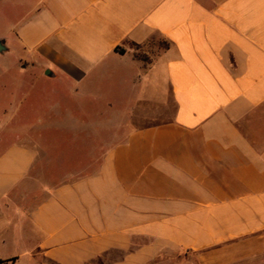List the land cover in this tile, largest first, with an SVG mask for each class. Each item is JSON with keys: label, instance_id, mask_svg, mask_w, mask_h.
I'll list each match as a JSON object with an SVG mask.
<instances>
[{"label": "crops", "instance_id": "1", "mask_svg": "<svg viewBox=\"0 0 264 264\" xmlns=\"http://www.w3.org/2000/svg\"><path fill=\"white\" fill-rule=\"evenodd\" d=\"M0 24L1 263L264 264V0H0ZM46 120L92 130L82 174L44 173Z\"/></svg>", "mask_w": 264, "mask_h": 264}, {"label": "rangeland", "instance_id": "2", "mask_svg": "<svg viewBox=\"0 0 264 264\" xmlns=\"http://www.w3.org/2000/svg\"><path fill=\"white\" fill-rule=\"evenodd\" d=\"M17 12V11H16ZM17 14V13H16ZM2 31V26L0 24V32ZM140 49V47H136V49ZM141 53L139 50L138 57H141ZM15 64H18L17 59L15 56L7 55L3 58L0 57V69H6V70H12L15 66ZM13 72V71H11ZM7 81V77H4ZM13 76H9V83L12 84ZM2 82H4L3 79H1ZM7 81V82H8ZM41 88V87H40ZM38 92L37 88L32 92ZM59 99L60 107L58 108L57 114L59 116L65 117V101L64 99L57 98V101ZM93 125V124H92ZM29 126L32 128L30 134L32 136H36L38 139H36L38 145L41 147L42 152L44 155L42 156V168L45 171L44 173L50 178H72V175L75 176V174H82V172L73 171L71 168L75 167L78 168L82 166V152L87 149V147L84 145L82 146V141H79L74 143V145L67 143V136H81L82 132L83 134L90 133L92 130L87 128V125L83 124H74L72 126L73 128L71 130L67 129V125L63 123H56V122H49V121H43V122H31ZM97 126V125H96ZM17 131L16 126L11 127V138L10 143H15L17 139L14 137L15 132ZM54 135V136H53ZM25 143L28 144V139H23ZM91 147V146H90ZM84 148V149H83ZM90 149V148H89ZM91 150V149H90ZM67 152L75 153L78 155L79 158L75 159L74 161H70L67 163L66 161V154ZM85 160V159H84ZM58 162V170H52L51 163L50 162ZM48 167L49 170H45L44 168ZM18 250L13 247L5 248L4 250H0L1 253L7 254V255H14ZM23 253V256L20 260H15L13 262H7V263H1L0 264H50L46 260L35 256L32 252H21ZM188 259H194L195 257L186 254ZM181 257H170L169 260L171 262H177L178 259Z\"/></svg>", "mask_w": 264, "mask_h": 264}, {"label": "trees", "instance_id": "3", "mask_svg": "<svg viewBox=\"0 0 264 264\" xmlns=\"http://www.w3.org/2000/svg\"><path fill=\"white\" fill-rule=\"evenodd\" d=\"M15 260H16V259L14 258V259H11V260H9V261H10V262H13V261H15ZM9 261H8V262H9Z\"/></svg>", "mask_w": 264, "mask_h": 264}, {"label": "water", "instance_id": "4", "mask_svg": "<svg viewBox=\"0 0 264 264\" xmlns=\"http://www.w3.org/2000/svg\"><path fill=\"white\" fill-rule=\"evenodd\" d=\"M3 50L2 46H1V43H0V52Z\"/></svg>", "mask_w": 264, "mask_h": 264}]
</instances>
